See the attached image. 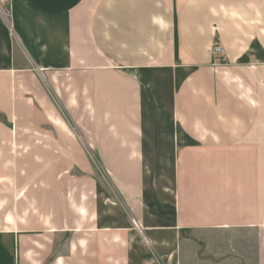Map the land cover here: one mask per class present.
Instances as JSON below:
<instances>
[{
	"label": "crops",
	"instance_id": "crops-1",
	"mask_svg": "<svg viewBox=\"0 0 264 264\" xmlns=\"http://www.w3.org/2000/svg\"><path fill=\"white\" fill-rule=\"evenodd\" d=\"M0 264H264V0H0Z\"/></svg>",
	"mask_w": 264,
	"mask_h": 264
},
{
	"label": "built area",
	"instance_id": "built-area-1",
	"mask_svg": "<svg viewBox=\"0 0 264 264\" xmlns=\"http://www.w3.org/2000/svg\"><path fill=\"white\" fill-rule=\"evenodd\" d=\"M223 54V49L221 47H218V46H215L213 47L212 49V55L215 57V58H218L220 57L221 55ZM132 226H133V229L139 233L141 236H143L142 232H143V227L142 225L135 221V220H132Z\"/></svg>",
	"mask_w": 264,
	"mask_h": 264
}]
</instances>
